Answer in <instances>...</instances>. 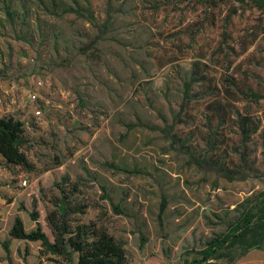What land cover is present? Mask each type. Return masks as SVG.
<instances>
[{"label": "rangeland", "instance_id": "rangeland-1", "mask_svg": "<svg viewBox=\"0 0 264 264\" xmlns=\"http://www.w3.org/2000/svg\"><path fill=\"white\" fill-rule=\"evenodd\" d=\"M55 1L81 14L51 0H0V116L23 122L35 166L0 155V264L63 261L8 232L17 216L27 231L36 226V200L53 240L45 217L64 176L90 204L80 220L105 227L128 264H184L229 229L237 204L264 193V9L250 0ZM194 63L204 81H190ZM245 117L257 128L246 141ZM191 155L247 178L228 181ZM235 264H264V250Z\"/></svg>", "mask_w": 264, "mask_h": 264}, {"label": "trees", "instance_id": "trees-1", "mask_svg": "<svg viewBox=\"0 0 264 264\" xmlns=\"http://www.w3.org/2000/svg\"><path fill=\"white\" fill-rule=\"evenodd\" d=\"M210 3L213 0H209ZM217 1H214L216 5ZM224 1V0H223ZM245 1V0H243ZM252 5L264 9V0H250ZM51 5L60 7L63 12L74 11L71 8H63L62 3L51 0ZM47 6V5H46ZM77 14H81L78 9ZM100 36L93 40L92 44L83 53L92 48L95 49ZM191 72V82L204 81L196 63ZM196 65V66H195ZM191 83L185 84L184 98H188ZM214 102L207 104L210 109ZM248 117L242 118L238 124L242 137L246 141L253 130ZM28 140L24 134V124L20 120L10 116H0V155L11 166L21 167L25 171H33L35 166L31 163L23 151ZM193 163L199 167H206L217 171L228 181L245 180L247 173L242 169L226 167L190 156ZM59 189L58 195L53 198V208L47 211L45 221L51 229L53 240L43 231L36 210L37 201L33 200V209L29 216L36 227L27 231L23 220L17 216L8 232L10 239L40 242L41 253L51 254L62 258L60 264H128L126 250L109 231L95 222H83L80 220L85 215L90 204L82 195L76 183L69 184L67 177H62L60 183H55ZM110 200V199H109ZM116 212L121 213L117 208ZM236 215L229 229L215 236L202 250H190L186 252L184 264H208L215 261H225L226 264H235L237 260L252 250H264V193L258 197H250L237 204L234 208ZM8 242H4L8 252ZM75 255L77 261L74 263ZM184 255V256H185Z\"/></svg>", "mask_w": 264, "mask_h": 264}, {"label": "built area", "instance_id": "built-area-1", "mask_svg": "<svg viewBox=\"0 0 264 264\" xmlns=\"http://www.w3.org/2000/svg\"><path fill=\"white\" fill-rule=\"evenodd\" d=\"M31 97H32L33 99H35V98H36V95H35V94H32ZM36 113H37V115H40V110H37ZM23 185H26V181L23 182Z\"/></svg>", "mask_w": 264, "mask_h": 264}, {"label": "crops", "instance_id": "crops-1", "mask_svg": "<svg viewBox=\"0 0 264 264\" xmlns=\"http://www.w3.org/2000/svg\"><path fill=\"white\" fill-rule=\"evenodd\" d=\"M23 223H24V222H23ZM35 227H36V226H35ZM35 227H34V228H35ZM34 228H33V229H34ZM33 229H32V230H33ZM30 231H31V230H30Z\"/></svg>", "mask_w": 264, "mask_h": 264}]
</instances>
